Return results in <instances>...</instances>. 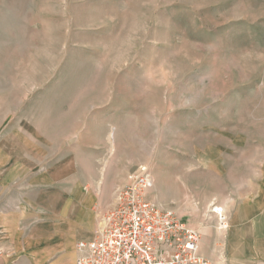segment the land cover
<instances>
[{
	"label": "rangeland",
	"instance_id": "374dc122",
	"mask_svg": "<svg viewBox=\"0 0 264 264\" xmlns=\"http://www.w3.org/2000/svg\"><path fill=\"white\" fill-rule=\"evenodd\" d=\"M139 165L209 232L262 190L264 0H0V242L92 228Z\"/></svg>",
	"mask_w": 264,
	"mask_h": 264
},
{
	"label": "built area",
	"instance_id": "2783aa9c",
	"mask_svg": "<svg viewBox=\"0 0 264 264\" xmlns=\"http://www.w3.org/2000/svg\"><path fill=\"white\" fill-rule=\"evenodd\" d=\"M156 182L148 165L137 166L113 203L97 216L93 236L77 243L75 264H212L200 254L201 234L169 207L151 199ZM219 231L229 228L215 206Z\"/></svg>",
	"mask_w": 264,
	"mask_h": 264
},
{
	"label": "crops",
	"instance_id": "0c3cea01",
	"mask_svg": "<svg viewBox=\"0 0 264 264\" xmlns=\"http://www.w3.org/2000/svg\"><path fill=\"white\" fill-rule=\"evenodd\" d=\"M261 189L253 198L247 197L232 208L227 230L216 227L209 232L196 227L201 234L200 254L212 264H264V186ZM87 214L90 218L89 211ZM85 226L69 235L66 231L39 234L34 238L38 245L32 250L17 251L10 235H6L0 242V264H75L77 243L91 239L95 229V225Z\"/></svg>",
	"mask_w": 264,
	"mask_h": 264
}]
</instances>
